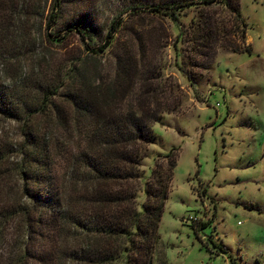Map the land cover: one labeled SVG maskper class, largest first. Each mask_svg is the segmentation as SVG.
I'll return each mask as SVG.
<instances>
[{
    "label": "trees",
    "instance_id": "16d2710c",
    "mask_svg": "<svg viewBox=\"0 0 264 264\" xmlns=\"http://www.w3.org/2000/svg\"><path fill=\"white\" fill-rule=\"evenodd\" d=\"M27 1L0 0L4 66L17 56L20 45L15 43L22 42V32L14 29L24 30L17 25L31 9ZM60 3L53 0L48 26L60 17L53 12ZM221 5L231 19L216 15ZM132 6L134 12L145 8L170 18L181 31L172 44L176 56L179 42L193 52L186 56L189 69L202 67L198 57L219 48L252 51L245 44L240 0H136ZM191 7L198 8V17L183 29L179 15ZM45 37L50 44L59 42L50 33ZM86 49L67 70L49 61L52 52L42 55L44 69L31 70L24 79L21 106L11 107L14 100L0 83L1 113L20 126L16 141L8 140L0 126V264H171L159 250L157 229L171 190L176 148L154 163L141 210L137 193L142 160L157 137L152 124L177 112L178 86L162 84L153 71L137 87L127 85L122 78L134 63L127 53L116 56L123 73L109 85L98 71L101 62L95 55L101 50L88 44ZM11 70L16 69L8 70L13 79L18 72ZM219 249L229 252L225 246ZM230 264H238L232 255Z\"/></svg>",
    "mask_w": 264,
    "mask_h": 264
},
{
    "label": "rangeland",
    "instance_id": "374dc122",
    "mask_svg": "<svg viewBox=\"0 0 264 264\" xmlns=\"http://www.w3.org/2000/svg\"><path fill=\"white\" fill-rule=\"evenodd\" d=\"M135 2L61 0L53 10L60 17L48 26L53 0H28L31 9L17 25L24 30L14 29L23 34L22 42L15 43L20 45L17 56L9 65L0 63V83L14 100L11 107L24 102V79L31 70L44 69V54L52 52L49 61L67 70L89 51L87 44L101 50L95 55L101 62L98 71L109 85L116 73H123L116 56L132 55L134 63L124 83L137 87L153 71L162 84H176L180 96L177 112L163 114L152 124L157 137L140 166L141 210L154 163L177 149L171 190L157 229L160 252L171 264H230V255L238 264H264V0H240L247 24L245 44L251 52L219 48L216 54L198 57L202 67L193 69L186 63V56L193 54L186 52V43H178L180 55L173 49L179 28L166 15L156 16L145 8L134 12ZM216 9L220 18H232L224 5ZM196 17L197 7L182 11L180 25L184 29ZM46 33L59 42L50 44ZM12 66L16 70L11 71L18 72L13 79L8 73ZM1 112L4 135L18 140L19 123Z\"/></svg>",
    "mask_w": 264,
    "mask_h": 264
},
{
    "label": "built area",
    "instance_id": "2783aa9c",
    "mask_svg": "<svg viewBox=\"0 0 264 264\" xmlns=\"http://www.w3.org/2000/svg\"><path fill=\"white\" fill-rule=\"evenodd\" d=\"M192 220H194V218L191 217Z\"/></svg>",
    "mask_w": 264,
    "mask_h": 264
}]
</instances>
